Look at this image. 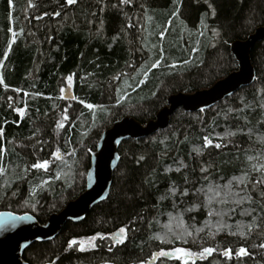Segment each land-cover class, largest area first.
I'll return each mask as SVG.
<instances>
[{
    "label": "trees",
    "instance_id": "trees-1",
    "mask_svg": "<svg viewBox=\"0 0 264 264\" xmlns=\"http://www.w3.org/2000/svg\"><path fill=\"white\" fill-rule=\"evenodd\" d=\"M262 25L264 0H0V211L30 213L44 224L81 192L89 152L113 121L131 116L145 124L170 95L209 88L237 67L229 45ZM250 59L256 77L249 86L203 112L178 108L165 129L122 141L108 197L51 241L30 245L23 260L149 264L161 250L212 247L195 264H264L258 194L237 206L210 204L201 191L261 175L252 166L264 165V38ZM66 89L71 99L63 97ZM206 138L221 147H205ZM56 150L62 162L53 159ZM45 161L47 170L33 167ZM246 208L251 215H241ZM212 210L229 212L226 224L251 225V234L247 227L246 239L219 229ZM182 226L193 233L186 243L173 235ZM121 227L126 239L112 243L108 236ZM166 233L167 242L154 239ZM86 239L93 241L88 249L68 248ZM240 247L248 254L237 258ZM227 249L230 261L221 254Z\"/></svg>",
    "mask_w": 264,
    "mask_h": 264
},
{
    "label": "water",
    "instance_id": "water-1",
    "mask_svg": "<svg viewBox=\"0 0 264 264\" xmlns=\"http://www.w3.org/2000/svg\"><path fill=\"white\" fill-rule=\"evenodd\" d=\"M263 38L264 25L256 28L245 40L232 42L229 48L237 64L233 72L209 88L193 93L170 95L166 105L159 110L153 120L141 124L131 116H124L112 122L101 133L95 150L90 153L84 191L74 200L67 202L59 212L51 213L44 224L38 222L30 213L0 211V264H28L23 260V253L30 245L51 241L66 222H81L93 206L108 197L113 173L119 162L118 147L122 141L140 139L165 129L170 116L178 108L188 113L203 112L252 84L256 74L251 63L250 51L253 45ZM69 93L66 89V95L63 97L69 95L68 98L71 99ZM154 262L150 260L149 264Z\"/></svg>",
    "mask_w": 264,
    "mask_h": 264
},
{
    "label": "snow or ice",
    "instance_id": "snow-or-ice-1",
    "mask_svg": "<svg viewBox=\"0 0 264 264\" xmlns=\"http://www.w3.org/2000/svg\"><path fill=\"white\" fill-rule=\"evenodd\" d=\"M129 0H121V3H128ZM77 3V0H67L68 5H74ZM10 6L13 5V0H9ZM29 7H35V5L29 4ZM44 15H47L45 13ZM55 16H59L60 13L56 12L54 13ZM37 19H42V17L37 16ZM214 35H219L218 32H214ZM13 36H15V33L13 32ZM72 76H68L67 82L69 85L72 84ZM87 107L91 108L92 105H86ZM65 120L68 119V116L64 117ZM59 127H63V124H59ZM231 135L232 133H228ZM214 146L215 148H220V144L212 145L210 141L205 140V147ZM199 153V149L196 150ZM252 159V157H250ZM47 161L45 162H36L33 167L37 170L44 169L47 170ZM253 171L261 173V175L256 176L255 179H250V174L246 173L245 175L233 177L232 180H229L226 185L224 184H212L210 183L206 189H201V191L205 194L206 199L208 202L211 203H219V204H235L237 206L244 204L245 202L251 203L253 202V196L251 193H257L259 196V199L262 203H264V165H253ZM202 171L207 172L208 169H202ZM239 188V191H233V188ZM175 194V193H174ZM188 193L185 192L184 195H187ZM235 211V208L229 209V212ZM252 209L246 208L243 209L241 212V215H251ZM229 212L224 211H209V216H219L220 219L216 221V224L219 229L228 228L230 230V234L232 235H239L242 238H247V234L242 231L245 227L248 228V234H251L252 226L251 225H244L242 222H238L236 225H230L226 224L224 217L229 215ZM253 223H255V218ZM235 227L236 231H231V229ZM203 229H196L197 232L202 231ZM126 232L127 229L124 227H121L119 229V234L124 235V238L126 239ZM175 238L181 239L185 243L187 242L186 237H191L193 233L189 231L187 228H183L182 231L178 233L173 234ZM100 239H103L104 237L101 235L99 237ZM114 240H119V236H113ZM154 239H160L162 242H167L168 234L166 233L164 236H157L154 237ZM123 242V241H121ZM78 241L72 240L68 243V248L72 249L74 245H76ZM259 247L264 248V244L259 245ZM81 251L84 250L83 245L81 243ZM214 252V249L212 247H204L201 251L195 252L184 248H175L173 251H165L161 250L157 253H154L151 257L153 261L159 259V258H175L177 261H181L182 264H195V258L199 256L200 258L206 259L207 256L211 255ZM222 256L228 259L229 261L232 259V249H227L222 251ZM248 254V250L245 247H240L238 251H236L235 255L237 258H240L241 256H246ZM143 264H148L147 261L143 262Z\"/></svg>",
    "mask_w": 264,
    "mask_h": 264
},
{
    "label": "rangeland",
    "instance_id": "rangeland-1",
    "mask_svg": "<svg viewBox=\"0 0 264 264\" xmlns=\"http://www.w3.org/2000/svg\"><path fill=\"white\" fill-rule=\"evenodd\" d=\"M65 94V93H64ZM67 99V98H66ZM56 153H59V155H56ZM64 158H65V155L63 156L60 152H59V150H56L55 152H54V155H53V159L54 160H57V161H60V162H62L63 160H64ZM64 168V167H63ZM60 175L61 176H58L59 177V179H61V178H64L65 177V175H66V172H62V173H60ZM115 236H119V235H115ZM119 237H121V236H119ZM121 239V238H120ZM119 239V240H120ZM76 241H78V243L76 244V246H77V248L80 250V248H81V243H82V245H83V248H84V250H86V249H88L89 247H91L92 245H93V241H88L87 239L86 240H76Z\"/></svg>",
    "mask_w": 264,
    "mask_h": 264
},
{
    "label": "flooded vegetation",
    "instance_id": "flooded-vegetation-1",
    "mask_svg": "<svg viewBox=\"0 0 264 264\" xmlns=\"http://www.w3.org/2000/svg\"><path fill=\"white\" fill-rule=\"evenodd\" d=\"M108 128V127H107ZM97 145V144H96ZM92 152V151H91ZM91 152H89V164H90V153ZM88 169L89 168H87V169H85V171H84V176H83V184H82V186H81V192L76 196V198L84 191V189H85V183H86V174H87V172H88ZM68 202V201H67ZM73 224H76V223H73ZM115 235H119V236H121V234H119V232H117V233H115V234H112V235H110V236H108L110 239H112V243H115V242H117V241H119V240H114L113 239V236H115ZM93 238H97V236H94Z\"/></svg>",
    "mask_w": 264,
    "mask_h": 264
},
{
    "label": "bare ground",
    "instance_id": "bare-ground-1",
    "mask_svg": "<svg viewBox=\"0 0 264 264\" xmlns=\"http://www.w3.org/2000/svg\"><path fill=\"white\" fill-rule=\"evenodd\" d=\"M215 106V105H214ZM171 117V116H170ZM158 132V131H157ZM151 135V134H150ZM149 136V135H148ZM129 140V139H128ZM136 140V139H135ZM90 165V164H89Z\"/></svg>",
    "mask_w": 264,
    "mask_h": 264
}]
</instances>
